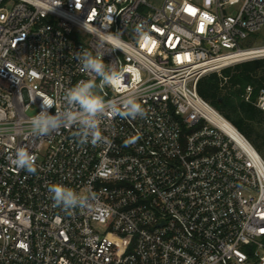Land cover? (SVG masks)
<instances>
[{"label":"built area","instance_id":"2783aa9c","mask_svg":"<svg viewBox=\"0 0 264 264\" xmlns=\"http://www.w3.org/2000/svg\"><path fill=\"white\" fill-rule=\"evenodd\" d=\"M152 1L0 0V264H264V159L196 89L264 58V38L240 45L260 34L264 0ZM106 31L125 41L103 57L123 80L101 94L134 95L146 115L108 116L99 146L75 128L32 136L42 99L54 113L89 79L73 53L103 51ZM253 104L264 111V89ZM19 147L34 174L12 164ZM52 183L96 198L69 214Z\"/></svg>","mask_w":264,"mask_h":264},{"label":"clouds","instance_id":"9594fccd","mask_svg":"<svg viewBox=\"0 0 264 264\" xmlns=\"http://www.w3.org/2000/svg\"><path fill=\"white\" fill-rule=\"evenodd\" d=\"M134 31L138 41L150 39V29L143 21L136 24ZM101 47L104 50L95 54L87 50L73 53V58L79 62L81 71L89 75V79L80 80L66 89L62 98L63 106L54 113L51 109L55 108V101L52 98L42 99L40 111L30 119L32 136L44 138L61 129L75 128L73 135L79 144L99 146L106 143L101 125L108 116L135 119L146 115L144 107L134 95L118 102L106 101L101 94L106 86L113 89L122 86V72L117 71L111 64H106L103 59L105 52L117 49L122 51L125 47L121 32L106 31ZM36 159L27 148L19 147L15 151L12 164L34 174L37 171ZM48 192L54 205L69 214L76 209L88 208L90 201L96 198L94 193H80L59 183L50 184Z\"/></svg>","mask_w":264,"mask_h":264},{"label":"trees","instance_id":"16d2710c","mask_svg":"<svg viewBox=\"0 0 264 264\" xmlns=\"http://www.w3.org/2000/svg\"><path fill=\"white\" fill-rule=\"evenodd\" d=\"M246 85L252 86L249 100L242 98ZM197 93L229 120L264 158V111L253 101L264 89V58L235 63L219 72L201 76Z\"/></svg>","mask_w":264,"mask_h":264},{"label":"rangeland","instance_id":"374dc122","mask_svg":"<svg viewBox=\"0 0 264 264\" xmlns=\"http://www.w3.org/2000/svg\"><path fill=\"white\" fill-rule=\"evenodd\" d=\"M149 2H153L152 0H148ZM256 38L253 39V37H248L247 39H245L244 41H240V45L241 46H246L249 45L252 42H256L258 40H260L261 38H264V26H262V28L260 29V34L259 35H255ZM28 114H32V111H28ZM264 159V158H262Z\"/></svg>","mask_w":264,"mask_h":264}]
</instances>
